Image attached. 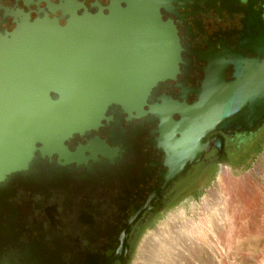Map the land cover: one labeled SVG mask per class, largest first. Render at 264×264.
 Returning a JSON list of instances; mask_svg holds the SVG:
<instances>
[{
	"label": "flooded vegetation",
	"instance_id": "flooded-vegetation-1",
	"mask_svg": "<svg viewBox=\"0 0 264 264\" xmlns=\"http://www.w3.org/2000/svg\"><path fill=\"white\" fill-rule=\"evenodd\" d=\"M129 2L0 0V35L120 18ZM149 3L174 32L176 73L0 181V264H126L153 217L264 150V0Z\"/></svg>",
	"mask_w": 264,
	"mask_h": 264
},
{
	"label": "water",
	"instance_id": "water-1",
	"mask_svg": "<svg viewBox=\"0 0 264 264\" xmlns=\"http://www.w3.org/2000/svg\"><path fill=\"white\" fill-rule=\"evenodd\" d=\"M150 1L130 0L120 18L43 19L0 35V181L96 128L108 106L140 108L176 73L174 32Z\"/></svg>",
	"mask_w": 264,
	"mask_h": 264
},
{
	"label": "rangeland",
	"instance_id": "rangeland-1",
	"mask_svg": "<svg viewBox=\"0 0 264 264\" xmlns=\"http://www.w3.org/2000/svg\"><path fill=\"white\" fill-rule=\"evenodd\" d=\"M251 162L240 170L221 168L202 185L197 198L173 202L153 217L151 226L137 240L126 264H211V261L213 264H264V216L263 219L260 215L250 219L251 211L245 210L244 215L237 214V219L230 222L228 215L227 229L218 234L213 220L214 213H220L219 208L213 203L208 204V208L203 205L208 195H211L210 201L218 196L228 197L220 175L223 171L230 180L244 177L249 182L261 183V177L253 171L256 164L264 167V150ZM247 201L244 204L249 206L251 200Z\"/></svg>",
	"mask_w": 264,
	"mask_h": 264
},
{
	"label": "bare ground",
	"instance_id": "bare-ground-1",
	"mask_svg": "<svg viewBox=\"0 0 264 264\" xmlns=\"http://www.w3.org/2000/svg\"><path fill=\"white\" fill-rule=\"evenodd\" d=\"M254 42L255 41H253V43ZM255 47H256V45H255ZM261 51H263V50H261ZM254 169L255 170L253 172H255V174H257L261 177V179H262L261 183L249 182L244 177L238 178L236 180H230L229 175L227 173H223V174L221 173L222 174L221 178H222V181L225 183V186H226L225 191L228 192L227 193L228 197L223 199L222 197L218 196L213 201H210L211 195L210 196L208 195L207 196L208 201L203 202L204 208H208L209 206L208 207H206V206L208 204L213 203V205H217V208H219V210H220V213H216V212L214 213V211L212 210L214 215H215V219L213 221H214V223H216L215 224L216 227L215 228L213 227V228L215 229V231L218 234L224 232L225 229H227L226 222L229 219L228 215H230L229 221L231 222L238 216L237 214L242 215L243 213H245L244 211L247 210V211H251L250 212V214H251L250 219H252L253 217L257 218L258 215L262 216V219H263V216H264V167H261L259 164H256ZM248 199L251 200V202H250V204L247 203V204H249V206H246V204H244V201L246 203V201ZM217 212H218V209H217ZM246 214H245V216H246ZM212 218H213V216H212ZM253 222H255V221H253ZM257 222H258V220H257ZM230 240L232 243V239H230ZM210 259L213 260L212 255L210 256ZM211 264H213L212 261H211Z\"/></svg>",
	"mask_w": 264,
	"mask_h": 264
}]
</instances>
